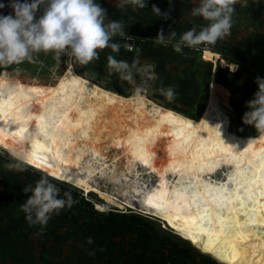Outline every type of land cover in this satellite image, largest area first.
Masks as SVG:
<instances>
[{
	"label": "rangeland",
	"instance_id": "obj_1",
	"mask_svg": "<svg viewBox=\"0 0 264 264\" xmlns=\"http://www.w3.org/2000/svg\"><path fill=\"white\" fill-rule=\"evenodd\" d=\"M106 1L108 0H97L107 10L106 22L107 20L122 22L125 33L140 42L136 49L141 50L144 45L147 48V57L158 54L157 62L146 60L147 63H151L155 67L149 90L153 99L174 110L176 107L182 108V112L176 111L197 118L207 103L211 79L215 74V109L219 114V127L228 131L231 137L239 138L256 146H264V134L258 133L253 125L244 124L241 119L243 113L248 110L246 101L252 98L258 90L255 78L257 76L264 77V41L261 51H259L261 55L253 54V42L248 43L251 50L249 56L244 51L239 50V46L248 42L247 39H253V32L258 33L264 29V22L255 24L248 21V24H245L242 18L232 17L231 33L223 39L217 40L212 45L213 47L209 45L214 52L222 47L230 49L235 62L224 65L218 59V63L213 64L203 60L202 56L198 59L195 55H190L186 50L189 49L188 47H184L180 53H177L173 51L171 44L164 46L153 43V38L160 30L163 32L175 30L179 34L190 29V26L187 25L166 24L160 20L151 11L152 6L157 7V4H146L145 8H134L131 5L118 7L117 4H110L109 1ZM171 13H173L172 9ZM241 21L242 23H240ZM113 42L121 44L124 39L116 36L113 38ZM202 47L204 44L197 48L200 49L201 53ZM213 48L217 49L214 50ZM108 55H113L118 60H126L129 64L134 58L139 60L140 56L137 52L127 54L121 48L118 53H113L111 49L104 48L98 50L97 58L86 65H81L76 63L67 53H62L59 59L52 52L47 54L41 52L35 55V62L24 61L20 64L0 66L4 68L0 74L13 71L12 76H15L14 78L55 82L68 67L69 62H72L76 72H79L78 74H85L86 77L91 78L101 86L118 91L125 96L142 86L145 79L143 72L145 65H142L144 62L140 64L136 60L132 81L123 82L118 79L117 74L109 72L107 68ZM220 56L225 60V57L221 54ZM174 66L175 68H173ZM162 86L173 87L176 94L172 101L166 100L160 94L158 89ZM191 107L194 108V111H191ZM145 135L144 139L146 138ZM146 142L148 148L144 160H147V163L140 160L137 168L148 169L152 167L154 172L148 176L141 175L140 181L149 180L148 185L160 188L159 183L169 180L172 173L179 169L180 163L168 168L164 167L166 164L177 160L179 152L174 149V141L166 143L162 137L156 135L148 136ZM210 145L211 141H206V147L203 146L201 149L204 155L198 154L200 175L213 179L217 178L220 183H228L225 177L219 175L221 171L213 165L214 161H209L208 156H206L205 148ZM235 147L238 146L235 145ZM222 151L223 158L221 160L232 159L230 151H227L226 148H223ZM107 153L113 155L116 153V148L109 146ZM87 158L91 159L87 160ZM92 159L94 156L91 154L82 157L84 164L81 174L87 169L86 167H98L99 161L95 159V161H91ZM16 163L20 164L19 169L5 167L6 164ZM262 163H264V151H250L244 161V175L251 177ZM0 168L7 180L3 199L5 206L20 205L29 195L23 193L22 189L28 185L34 186L41 176L47 177L50 182L55 184L60 189L61 194L65 191L71 192L75 201L71 207H64L58 213L52 214L42 232L40 225L30 227L27 221L26 224L20 225L22 254L25 250L26 252L20 256V260H12L5 264H218L212 257H204L190 243L178 238L163 222L128 207L119 208L105 196L96 192L87 193L84 188L51 179L46 174L24 165L2 151H0ZM122 168L121 162L111 165L106 170L105 179L101 178L104 176L105 170L99 169L93 177L94 179L92 178V183L99 189H104L109 193L114 191L115 193L112 192L111 194L120 195L122 190L129 189L137 180L131 175L127 177L125 174L128 175V172H121ZM102 171L103 174H101ZM225 171L228 172V169L225 168ZM111 177H117L118 185L110 183L108 188L103 187L104 180L110 181ZM97 182L99 183L97 184ZM129 192H124V197L134 203L138 197ZM255 199L259 203L257 210L252 213L249 220L264 229V209L260 208V205H264V194L257 192ZM97 204L104 205L105 211L98 210ZM230 207H232L231 204ZM62 216H66V219H61ZM49 228H54V232L51 240L46 241V230ZM89 237L93 241L91 245L86 244ZM260 241L263 252L259 258V264H264V235ZM33 251L34 255H32ZM89 251H94V255H88Z\"/></svg>",
	"mask_w": 264,
	"mask_h": 264
},
{
	"label": "bare ground",
	"instance_id": "obj_2",
	"mask_svg": "<svg viewBox=\"0 0 264 264\" xmlns=\"http://www.w3.org/2000/svg\"><path fill=\"white\" fill-rule=\"evenodd\" d=\"M201 55L203 60L213 64H217L218 59L224 65L227 63L212 50L204 49ZM78 73L72 62L55 82L22 80L14 78L13 71L2 72L0 151L51 179L84 188L87 193L96 192L119 208L128 207L163 222L178 238L190 243L204 257H212L218 264H259L263 252L260 239L264 229L250 220L245 221L242 226L245 239L236 238L234 241L231 236L220 233L216 219L217 214L226 218L230 207L219 203L222 190L238 186V181L245 177L243 170L247 154L250 151L263 152L264 146L231 137L228 131L218 126L215 74L211 79L207 103L195 118L153 99L149 94L151 75L144 77L140 88L125 96ZM41 129L51 131L45 135ZM52 132L56 134L55 139ZM150 135L162 137L166 143L174 141V149L179 152L177 160L164 166L168 168L180 163L179 169L169 180L160 182V188L148 185L149 180L140 181L141 175L148 176L154 172L152 167L141 168L142 171L137 168L139 157L144 159L147 154L146 139ZM206 141H211V145L205 148L206 156L209 161H214L213 165L221 171L219 175L228 183L200 175L198 154L204 155L201 149L206 147ZM109 146H114L116 153L109 155ZM223 148L232 153L231 160H221ZM88 154L100 164L98 167L85 166L87 169L81 174L82 157ZM119 162L123 164L121 172H128L125 174L127 177L131 175L137 179L129 189L121 191V196L111 194L114 191L109 193L99 189L92 183L99 169L105 170L101 177L105 179L106 170ZM117 181V177H111L110 181L104 180L103 187L108 188L110 183L118 185ZM128 191L138 197L134 203L124 197L123 193ZM162 192L165 194L163 197L160 196ZM177 192L196 198L194 212L199 207L203 215L204 206H207L212 223L209 224L207 219L194 222L184 211H178L172 203ZM213 197H217L216 203H213ZM149 198H152L151 204ZM245 204L251 207L252 203L245 200ZM96 206L101 212L105 211L104 205ZM238 210L244 214L243 209ZM177 216L182 218L177 219ZM210 231L217 234L212 235ZM253 251L258 255L253 256Z\"/></svg>",
	"mask_w": 264,
	"mask_h": 264
},
{
	"label": "clouds",
	"instance_id": "obj_3",
	"mask_svg": "<svg viewBox=\"0 0 264 264\" xmlns=\"http://www.w3.org/2000/svg\"><path fill=\"white\" fill-rule=\"evenodd\" d=\"M236 2L198 0L197 6L191 9V15L202 18L206 24L200 26L199 30L190 28L178 37L175 30L167 35L160 30L153 43L164 46L171 44L177 53L184 47L214 44L229 34ZM116 4L118 7L131 5L145 8L146 0H116ZM41 5L44 6L42 15L36 18L35 13ZM8 6L12 12L0 14V66L35 62V55L41 52H52L59 59L62 53H67L76 63L86 65L98 57V50L109 48L111 52L118 53L122 45L113 42L116 36L124 39V48L131 49L128 41L132 37L125 33L122 22H106L107 10L97 0H10ZM4 7L0 3V8ZM151 11L157 17L168 18V13H161L155 5ZM139 51L136 49L137 54ZM135 66V58L129 64L113 55L107 56L109 72L117 74L120 81L131 82ZM255 83L258 90L246 101L248 110L241 119L244 124L253 125L258 133L264 134V77L257 76ZM158 91L168 101H172L176 94L171 86H162ZM5 167L19 169L20 164H6ZM22 192L29 195L19 205V210L24 213L28 225H40L41 232L52 214L75 203L71 192L61 194L60 189L45 176H41L34 186H25ZM92 243V239L87 238L86 244ZM88 255H94V251H89Z\"/></svg>",
	"mask_w": 264,
	"mask_h": 264
},
{
	"label": "crops",
	"instance_id": "obj_4",
	"mask_svg": "<svg viewBox=\"0 0 264 264\" xmlns=\"http://www.w3.org/2000/svg\"><path fill=\"white\" fill-rule=\"evenodd\" d=\"M108 1L110 4H116V0H108ZM108 1H106V2H108ZM197 3H198V0H146V4H157V7L160 9L161 13H168L167 19H165L163 16L159 17L160 20H163L164 23L174 24V25L175 24L187 25V26H190V28H196L197 30H199L200 26L206 24L207 22L204 21L200 17H193L191 15V9L193 7H196ZM233 8H234V12L232 13V17L238 16V17L242 18V21L244 20L245 24H248V21L253 22L255 24L256 23L261 24V21L264 22V0H237V2L233 5ZM171 9L173 10V13H171ZM242 21L240 23H242ZM163 33L165 35L168 34V32H163ZM230 33H231V29H230L229 34ZM180 34L181 33H179V34L177 33V37ZM246 41H248L246 44L239 46L240 51H244V53L247 56H249V54L251 53L250 52L251 50L249 49L250 47H249L248 43L253 42V54L254 55L260 54L261 55V52H259V51H261L262 42L264 41V29L261 31H258V33L253 32V39H247ZM210 45L212 46L213 44H210ZM200 47H201V45H199L195 48H189L186 50L190 53V55H195L196 58L200 59L199 57L202 56L201 51H200V49H197ZM158 48L161 49L160 47H158ZM146 49L147 48L143 45L141 47V50L139 51V55H140L139 60L136 59L137 61L140 62V64H141V62H144L142 64L143 66L147 63L146 60H149V61L155 60L157 62L159 59L158 54H156V56H153V57H147ZM213 49L216 50L217 48L216 49L213 48ZM156 51H158V50H156ZM216 52L221 54L223 57H225V60L227 61L228 64H231V62H232V64H234L235 60L232 58L233 53L230 49L222 47L221 49H217ZM173 68H175V66ZM176 110L181 111V112L183 111L182 108H177V107H176ZM191 111H194L193 107H191ZM5 191H6V187H5ZM5 191H4V194H5ZM3 199H4V196L0 202V241L6 239V237H7L6 231L10 230L8 227V225H9L8 220H9V217L13 213V208L15 206H17L16 204L11 205L10 207L5 206ZM14 215H15V213H14ZM22 217H23L24 221L26 222L24 213H23ZM24 224H26V223H21V225H24ZM19 228H20V226H19ZM47 230H46V232H47ZM22 252H23V246L21 245V252H20L18 259L9 258L6 261L0 259V264H5L6 262H10L12 260L13 261L20 260V256L24 255L26 250L24 251L23 254H22ZM32 253H33L32 255H34V251Z\"/></svg>",
	"mask_w": 264,
	"mask_h": 264
},
{
	"label": "snow or ice",
	"instance_id": "obj_5",
	"mask_svg": "<svg viewBox=\"0 0 264 264\" xmlns=\"http://www.w3.org/2000/svg\"><path fill=\"white\" fill-rule=\"evenodd\" d=\"M24 129L21 128L20 132L23 133ZM45 135H49L51 130L41 129ZM52 137L55 139V133L52 132ZM57 156H59V152H57ZM255 156V153H253ZM142 162L147 163V160H144L143 157H139ZM257 172L261 174H257ZM259 192L264 194V163H262L257 171H254L251 177H244L242 180L238 181L237 187H229L227 190H222L221 197L219 199L220 204L224 205H233L228 209L227 217H221L217 214V221L219 223V231L225 236H231V238L235 241L236 238L243 241L245 239L243 235V225L245 221H249V217L253 212L257 210V204L259 203L255 199L256 193ZM165 194L162 192L160 196L163 197ZM176 199L172 201L173 204L176 205L178 211H184L185 215L192 221L205 220L211 221V214L208 211V207L204 206L203 215L200 214L199 207L193 211V205L197 204V200L195 197H188L182 195L177 192ZM245 200H249L252 203V207H249L245 204ZM217 202V197H213V203ZM149 203H152V198H149ZM238 204V207L236 206ZM239 208L243 209V215H241ZM261 209H264V205H260ZM243 217V219H241ZM182 217L177 216V219H181ZM231 221V223H226L225 221ZM251 222V221H249ZM234 233V235H233ZM210 234L216 235L215 231H210ZM253 256L258 255L255 251L252 252Z\"/></svg>",
	"mask_w": 264,
	"mask_h": 264
},
{
	"label": "trees",
	"instance_id": "obj_6",
	"mask_svg": "<svg viewBox=\"0 0 264 264\" xmlns=\"http://www.w3.org/2000/svg\"><path fill=\"white\" fill-rule=\"evenodd\" d=\"M123 43H121V50L124 51L127 54H134L136 53V50L134 52H129L126 51L125 48L123 47ZM139 41L137 42V44L139 45ZM4 69L2 67H0V72L1 70ZM193 117V116H192ZM7 185V180L5 179V187ZM5 191V189H4ZM4 196V192L0 198V202L2 200ZM15 213V215H14ZM23 212H21L19 210V205L15 206L13 208V213L12 215L9 217V231H6V239L1 240L0 241V259L2 260H8L9 258H14V259H18L20 252H21V234L19 232V226L21 225V223H26L23 219ZM61 219H66V216H62ZM54 232V228H49L46 232V241H50L51 240V236L53 235L52 233Z\"/></svg>",
	"mask_w": 264,
	"mask_h": 264
},
{
	"label": "built area",
	"instance_id": "obj_7",
	"mask_svg": "<svg viewBox=\"0 0 264 264\" xmlns=\"http://www.w3.org/2000/svg\"><path fill=\"white\" fill-rule=\"evenodd\" d=\"M9 2H10V0H0V3H3L5 5L4 8H0V14L7 15V14L12 12V9L8 6ZM43 7L44 6L41 5L37 9V11L35 13L36 18H38L40 15H42ZM137 42H138V40H136L134 37H132V40L128 41V43L131 44V49L125 48V50L129 51V52H134L136 50ZM202 49H203V51H204V49L212 50V48L209 44H204V47H202ZM154 70H155V67L153 64H151V63L145 64V66L143 67L144 77L145 76L148 77L149 75H151V77L153 78V75L155 72ZM4 189H5V175L2 171V169L0 168V198L4 192Z\"/></svg>",
	"mask_w": 264,
	"mask_h": 264
}]
</instances>
